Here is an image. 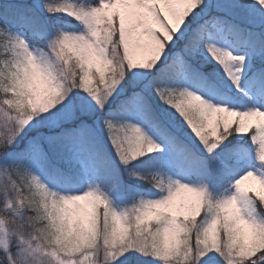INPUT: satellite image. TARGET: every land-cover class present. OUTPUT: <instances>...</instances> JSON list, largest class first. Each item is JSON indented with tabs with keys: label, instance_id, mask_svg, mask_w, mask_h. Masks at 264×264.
<instances>
[{
	"label": "snow or ice",
	"instance_id": "obj_1",
	"mask_svg": "<svg viewBox=\"0 0 264 264\" xmlns=\"http://www.w3.org/2000/svg\"><path fill=\"white\" fill-rule=\"evenodd\" d=\"M0 264H264V0H0Z\"/></svg>",
	"mask_w": 264,
	"mask_h": 264
},
{
	"label": "rangeland",
	"instance_id": "obj_2",
	"mask_svg": "<svg viewBox=\"0 0 264 264\" xmlns=\"http://www.w3.org/2000/svg\"><path fill=\"white\" fill-rule=\"evenodd\" d=\"M249 185L251 186V187H256V185L253 183V182H249Z\"/></svg>",
	"mask_w": 264,
	"mask_h": 264
}]
</instances>
